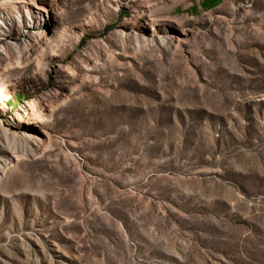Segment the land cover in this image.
<instances>
[{"label": "rangeland", "instance_id": "rangeland-1", "mask_svg": "<svg viewBox=\"0 0 264 264\" xmlns=\"http://www.w3.org/2000/svg\"><path fill=\"white\" fill-rule=\"evenodd\" d=\"M1 46L0 264H264V0H0Z\"/></svg>", "mask_w": 264, "mask_h": 264}, {"label": "bare ground", "instance_id": "bare-ground-1", "mask_svg": "<svg viewBox=\"0 0 264 264\" xmlns=\"http://www.w3.org/2000/svg\"><path fill=\"white\" fill-rule=\"evenodd\" d=\"M46 34L43 32V36H45ZM157 38H159V39H161L162 38V36H161V33H158L157 34ZM0 49H2L3 51L5 50L2 46L0 47ZM2 51V52H3Z\"/></svg>", "mask_w": 264, "mask_h": 264}]
</instances>
